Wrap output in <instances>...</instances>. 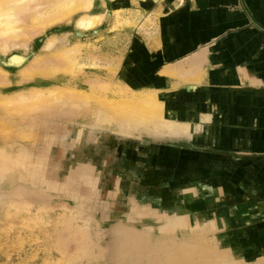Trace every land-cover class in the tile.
Listing matches in <instances>:
<instances>
[{"label":"rangeland","instance_id":"obj_1","mask_svg":"<svg viewBox=\"0 0 264 264\" xmlns=\"http://www.w3.org/2000/svg\"><path fill=\"white\" fill-rule=\"evenodd\" d=\"M82 1L35 0L21 20L47 18L43 29L0 39V264H264L251 233L264 243V151L246 148L247 98L264 91V74L253 71L259 54L228 72L216 51L203 58L235 36L224 29L233 25L211 36L208 18L225 14L218 7L90 0L99 18L86 29L77 25ZM62 49L75 61L71 73L35 72ZM62 74L76 81L70 89L101 98H118L116 79L148 90L177 83L171 118L182 128L96 123L86 106L55 97ZM230 76L233 104L221 95ZM36 99L50 102L11 113Z\"/></svg>","mask_w":264,"mask_h":264},{"label":"bare ground","instance_id":"obj_2","mask_svg":"<svg viewBox=\"0 0 264 264\" xmlns=\"http://www.w3.org/2000/svg\"><path fill=\"white\" fill-rule=\"evenodd\" d=\"M31 3H35V0H0V39H16L22 36L25 40L29 30H41V28L43 29L46 24L45 21L47 20V18L45 19V21L44 19L41 21H36L37 18H34L33 20L28 21L27 24L22 23L21 15L26 11V9H30L27 5H30ZM82 3L81 5H79L80 9H78L77 11L82 10L83 16L82 18H80V20L77 21V25L86 29L91 28L99 18L97 8H93L90 0L82 1ZM63 4H60L62 6L60 7V11L66 13V15H69L71 13L75 15V12H77L75 8L71 7L70 5ZM41 7L42 5H40V8ZM32 10L30 11L33 12ZM55 14H58V12ZM39 43H34L32 52L34 51V46L35 48L38 47ZM71 47H68L70 48L69 50L72 49ZM73 50L75 51V49ZM67 51L68 50H66L65 52V50L63 49L59 52L57 51V55L58 53H60V56H62V54L68 56L66 57L64 55L60 57L58 55V59L56 61L54 57H56L57 55L54 53L56 56L53 54L54 57H52L56 61L55 64L47 63L46 66H40L38 69H36L35 72L40 76H53L54 74L71 73L72 69L76 66H74L75 61L71 58V54H73V51L71 50V54H69V51V53L66 54ZM10 61V63H18L20 62V59L13 56ZM206 69H208V72L212 71L211 67L202 68L201 71L204 72ZM148 77L150 78V76ZM68 79L69 78L65 77L63 74L60 78H58V82L62 83L65 87L62 84H58V86L54 87L55 89L53 90V93L55 94V97L62 101H64L63 99L66 98L67 100H71V102L75 104L80 103V105L86 106L88 113L96 119V123L98 122L106 126L115 125L117 127L123 128L124 130L138 129L148 131L151 129L158 130L161 128H169L173 130L182 128L180 124L173 122L171 118L172 116L174 117L178 115V112L176 111L178 102L176 101V99L171 98V92H173V90L179 85L177 83L168 82V79H165L163 83L158 84L152 89L149 88V90L148 88L138 87L130 83L126 84V79H116L114 81V90L118 98H101L96 95L93 96L90 93L85 92L84 90H79V88H83V86L79 84H76V87L70 89L67 84H74L76 81L70 82V80L68 81ZM164 86H166L167 88H163ZM66 99L65 102L67 101ZM43 102L45 104H48L50 100L36 99L30 102H21L19 104L13 105L10 110L12 111V114H24L27 110H35L42 104L44 105ZM167 112L170 113L168 116H166Z\"/></svg>","mask_w":264,"mask_h":264},{"label":"crops","instance_id":"obj_3","mask_svg":"<svg viewBox=\"0 0 264 264\" xmlns=\"http://www.w3.org/2000/svg\"><path fill=\"white\" fill-rule=\"evenodd\" d=\"M172 1L173 0H167V2L163 3L169 4ZM193 1L198 7L208 9H215L218 7L217 9L225 12V14H221L222 16L216 13L217 15L208 18V23L213 25L211 28V36L214 37V39H216L217 36H221L219 34H221L224 29L225 31L227 30L226 33H235V36L232 38L227 36V38H225L224 44L218 50L211 49L210 51H207L203 58L206 56H212V51H216V53H214L215 55L219 54L222 56L219 69L225 67V70L228 72V64L231 63L239 66L240 63H247L249 62V57L252 56L254 52H257L259 54V60L256 62L253 71L262 72L264 74V32L259 30L254 24L250 22L251 18L255 23L264 28V0ZM224 25H228L229 27L233 25L237 27L233 28V31H229L228 29L224 28ZM253 29L256 31V33H252L254 31ZM209 73L212 72L209 71ZM223 78L224 76H221V81L224 80ZM232 82V77L230 76V78L227 80L226 86H221V89L226 88V92L221 93V95L226 94L229 97V102L231 104H233L231 99L233 90L230 89ZM240 83V80H236L235 87L238 86L239 88H242L243 86L240 87ZM246 87L250 88L251 86L247 85ZM239 90L237 91L238 98ZM247 100L248 103L251 104L250 112L252 117L248 122H254V126L251 128L249 133L246 134V138H249L248 140L246 139L247 143L249 141V145L246 144V148L253 151H264V91L261 93L260 91L253 92V94L248 97ZM236 101H238V99ZM246 112H249V107H243L241 109V113L237 111L236 119L241 121L244 118V116L241 114ZM259 179L260 180H258V184L263 189L260 192L264 193V178ZM251 233L252 239L257 241L264 248V243H262L263 240L260 237H257L253 231Z\"/></svg>","mask_w":264,"mask_h":264},{"label":"water","instance_id":"obj_4","mask_svg":"<svg viewBox=\"0 0 264 264\" xmlns=\"http://www.w3.org/2000/svg\"><path fill=\"white\" fill-rule=\"evenodd\" d=\"M250 22H251L252 24H254L259 30H261L262 32H264V28L261 27V26H259L257 23H255L251 18H250Z\"/></svg>","mask_w":264,"mask_h":264}]
</instances>
